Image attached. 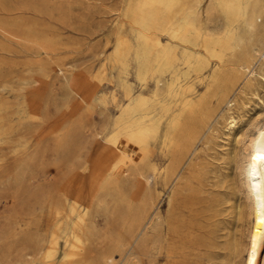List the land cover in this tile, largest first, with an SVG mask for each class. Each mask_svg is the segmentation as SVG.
<instances>
[{
	"label": "rangeland",
	"instance_id": "374dc122",
	"mask_svg": "<svg viewBox=\"0 0 264 264\" xmlns=\"http://www.w3.org/2000/svg\"><path fill=\"white\" fill-rule=\"evenodd\" d=\"M142 1L0 0V264H46L41 253L57 232L54 264L62 260L59 212L73 200L69 188L126 111L127 119L147 115L142 167L154 180L145 186L132 167L119 186L80 202L95 262L112 252L115 264H246L254 215L244 146L264 123V82H255L258 95H240L232 63L252 55L259 67L263 43L241 15L222 60L207 51L206 33L223 34L227 22L226 8L210 0L197 5L207 30L154 43L149 21L132 14ZM188 147L174 169V150ZM146 201L151 209L133 233Z\"/></svg>",
	"mask_w": 264,
	"mask_h": 264
},
{
	"label": "bare ground",
	"instance_id": "6f19581e",
	"mask_svg": "<svg viewBox=\"0 0 264 264\" xmlns=\"http://www.w3.org/2000/svg\"><path fill=\"white\" fill-rule=\"evenodd\" d=\"M202 1L143 0L132 9V14L135 17H141L149 21L145 34L154 43H159V34L167 35L174 40L186 41L185 37L191 33L198 35L203 29L207 30L202 26L200 9L197 7ZM210 1L213 5H223L224 9L226 8L227 22L223 34L216 37L214 33L207 32L203 41V47L219 60H222L224 49L231 44L236 34L235 16H245L246 25L251 34L259 35L263 43V50L259 53L262 59L261 65L258 67L256 62H253L254 56L244 57L241 54L237 55L232 63L236 74H238L236 78H242L240 95H248V91H251L253 95H258L255 82L256 80L264 82V0ZM158 8L166 13L162 21L157 20ZM186 13L189 14L185 23H178L177 20ZM126 44V39L121 37L119 46L121 53ZM169 52L165 49L162 57L168 58ZM219 60L217 61L219 62ZM221 79L220 73L217 74L215 81ZM237 80L231 81L228 94L237 83ZM154 91L157 92V90ZM233 93H236V90ZM227 103L230 106L235 104V102L230 101H227ZM144 104V100H139L137 110L143 109ZM244 104L247 105V103ZM128 113V111L125 113L127 117ZM227 114V126L229 130H235L238 117L234 111H229ZM127 117L119 121L118 128L108 138L106 147L93 158L88 166L87 174L77 175L74 185L69 188L73 200L68 210L59 212L62 218L59 230L61 229L66 233V249L62 260L55 264H97L92 253V233L85 226L87 212L82 210L80 206V202L85 196L94 201L102 190L119 186L122 177L132 167L137 172L139 179L144 181L145 186L150 188L149 185L154 180L153 177L147 175L142 167L145 162L146 145L152 134V129L146 118L147 115L143 114L138 118L131 117L127 119ZM249 138L246 146H244L246 150L245 176L254 217L251 226L249 256L246 264H264V123ZM188 149L189 147L174 150L176 159L174 169L179 165ZM151 206V203H147V201L142 204L136 215L133 233L142 227L141 225H143ZM66 221L71 222L67 224ZM59 238L60 234L55 233L48 247L42 251V259L46 264H54L59 247ZM102 261L105 264H115V256L112 252L104 253Z\"/></svg>",
	"mask_w": 264,
	"mask_h": 264
}]
</instances>
